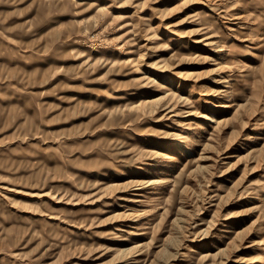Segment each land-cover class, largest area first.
Masks as SVG:
<instances>
[{"label": "rangeland", "instance_id": "1", "mask_svg": "<svg viewBox=\"0 0 264 264\" xmlns=\"http://www.w3.org/2000/svg\"><path fill=\"white\" fill-rule=\"evenodd\" d=\"M0 264H264V0H0Z\"/></svg>", "mask_w": 264, "mask_h": 264}]
</instances>
